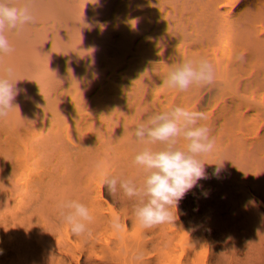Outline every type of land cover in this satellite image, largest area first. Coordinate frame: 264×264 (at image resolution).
Here are the masks:
<instances>
[{
    "label": "trees",
    "instance_id": "obj_1",
    "mask_svg": "<svg viewBox=\"0 0 264 264\" xmlns=\"http://www.w3.org/2000/svg\"><path fill=\"white\" fill-rule=\"evenodd\" d=\"M12 2L35 19L0 55L22 90L0 119V264H264V0ZM200 58L213 84L162 85ZM174 106L205 113L215 149L175 223L143 229L136 199L109 195L96 165L141 183L133 157L160 145L133 130ZM67 200L90 209L91 237L63 222Z\"/></svg>",
    "mask_w": 264,
    "mask_h": 264
},
{
    "label": "clouds",
    "instance_id": "obj_2",
    "mask_svg": "<svg viewBox=\"0 0 264 264\" xmlns=\"http://www.w3.org/2000/svg\"><path fill=\"white\" fill-rule=\"evenodd\" d=\"M34 15L28 5L15 6L12 0H0V55L11 53L6 32L18 31L24 25L34 22ZM237 60L243 61L242 56ZM162 85L180 92H187L193 85L207 86L215 81V68L206 58L186 60L168 66ZM0 76V119L6 118L13 108L15 98L21 93L12 67L4 69ZM205 113L174 106L159 114H153L141 121L133 130L134 138L145 145H160L157 148L145 146L133 157V164L143 171L141 183L122 175H110L100 169V183L109 195L122 192L128 198H135L133 214L143 229L162 224H174L178 219L177 207L185 195L201 179H205V164L201 156L210 155L215 149L211 129L199 122L206 120ZM186 148L178 146L180 139ZM60 216L75 236L91 237L89 228L94 220L90 209L78 200L63 201L58 205ZM173 208L175 212H173ZM110 227L119 232L123 224L119 216L110 221ZM135 260L142 259L137 253Z\"/></svg>",
    "mask_w": 264,
    "mask_h": 264
}]
</instances>
